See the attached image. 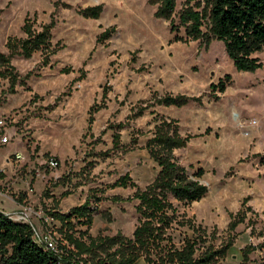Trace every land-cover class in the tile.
<instances>
[{"label": "rangeland", "instance_id": "obj_1", "mask_svg": "<svg viewBox=\"0 0 264 264\" xmlns=\"http://www.w3.org/2000/svg\"><path fill=\"white\" fill-rule=\"evenodd\" d=\"M174 1L171 22L157 15L153 0H0L4 55L8 38L24 37L25 18L36 19V28L54 25V53L47 60L40 53L12 58V91L0 78V211L26 213L38 241L57 225L45 213L55 205L65 213L82 204L91 189L126 199L134 190L106 189L125 174L140 189L152 182L158 168L143 145L153 116L159 115L177 121L180 135L190 137L175 151L177 160L192 166L190 172L204 170L206 195L180 211L212 235L214 247L231 235V218L251 207L233 231L226 257L215 264H240L247 246L255 249L249 264L264 261L259 247L264 242V51L254 55L261 69L241 72L220 41L175 40V35L185 37L179 14L203 0ZM94 6L102 9L96 20L78 13ZM107 28L115 30L111 38L97 44ZM166 95L188 102L151 106L153 97ZM100 105L104 108L90 124L89 109ZM137 109L144 114L135 117ZM114 132L123 148L111 150ZM105 151L107 156L101 154ZM50 157L59 162L55 170L42 165ZM134 204H98L90 235L131 237L138 224ZM171 236L179 247L192 233L178 228Z\"/></svg>", "mask_w": 264, "mask_h": 264}, {"label": "trees", "instance_id": "obj_2", "mask_svg": "<svg viewBox=\"0 0 264 264\" xmlns=\"http://www.w3.org/2000/svg\"><path fill=\"white\" fill-rule=\"evenodd\" d=\"M153 2L158 4L157 15L171 21L175 1ZM202 4L196 2L179 14V24L184 27L185 37L175 35V40L220 41L238 71L261 69L262 63L254 55L264 51V0H203ZM101 11V6H94L79 9L78 13L96 20ZM35 24L36 19L25 18L20 29L24 37L8 38L5 44L8 54L0 53V78L9 81L11 91L16 82L14 68L10 64L12 58L30 59L35 53H40L47 60L54 53L51 42L53 22L40 24L37 28ZM170 27L171 31L177 32L172 23ZM114 31V28H107L97 36L96 43L109 40ZM61 72L69 71L62 69ZM193 101L197 102L196 98ZM187 102V98L166 95L153 97L151 106H181ZM103 108L104 105H100L89 109L90 124L94 115ZM143 114L137 109L135 117ZM119 128L122 127L119 125ZM149 132L143 149L158 168L150 184L140 189L130 175L125 174L106 189L134 190L126 199L117 195L105 197L103 189H91L82 204L65 213L58 211L56 205L45 211L47 217L57 223L49 231V236L57 243V253L44 248L30 224L12 220L0 211V264H136L141 259L146 264H215L224 259L234 241L233 231L243 224L248 213H252L251 207H245L231 218L227 226L231 235L214 247L212 235L206 234L205 228L180 211L200 201L207 193V187L201 183L204 170L199 167L190 172L193 167L182 165L174 155L175 151L185 147L190 137L180 135L177 121L159 115L153 116ZM120 148H123L120 135L114 132L111 150ZM101 154L107 156L108 153ZM106 200L135 202L138 224L131 237L90 235L93 214L97 212L98 204ZM178 228H186L192 233L191 238H183L179 247L171 236V232ZM205 243L208 244L198 252ZM259 247L264 249V242ZM254 250L253 246L245 247L241 251L240 264H249V255ZM253 264H264V261Z\"/></svg>", "mask_w": 264, "mask_h": 264}, {"label": "built area", "instance_id": "obj_3", "mask_svg": "<svg viewBox=\"0 0 264 264\" xmlns=\"http://www.w3.org/2000/svg\"><path fill=\"white\" fill-rule=\"evenodd\" d=\"M0 125H2V122H0ZM1 141L3 143H6L7 142V138L6 137H3ZM16 157L18 159H20L22 156L20 154H17ZM42 165L44 167H46L47 169L55 170V169L58 168L59 162H58V160L55 157H50L49 159H46L43 162ZM25 214L26 213H24V212H20V213L14 214V215L9 216V217L12 220L27 223L26 222V220H27L26 217L27 216ZM40 242L43 244V246H44V248L46 250H49V251L55 252V253L58 252L57 243H56L55 239L52 238L51 236H49V235L44 236Z\"/></svg>", "mask_w": 264, "mask_h": 264}]
</instances>
